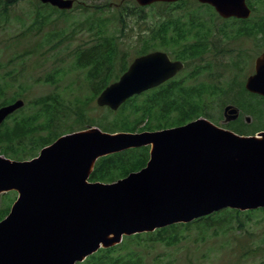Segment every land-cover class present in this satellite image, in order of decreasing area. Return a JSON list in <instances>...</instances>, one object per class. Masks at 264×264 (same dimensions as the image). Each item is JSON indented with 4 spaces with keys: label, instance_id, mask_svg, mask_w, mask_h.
<instances>
[{
    "label": "water",
    "instance_id": "95a60500",
    "mask_svg": "<svg viewBox=\"0 0 264 264\" xmlns=\"http://www.w3.org/2000/svg\"><path fill=\"white\" fill-rule=\"evenodd\" d=\"M71 8L74 0H41ZM179 0H137L142 6ZM223 17L248 18L247 0H199ZM185 63L162 50L136 56L97 97L116 110L135 94L156 87ZM264 96V53L246 82ZM25 104L0 107V124ZM233 117L237 110L228 106ZM151 146L145 167L114 182H91L97 160ZM17 190L0 221V264H77L124 235L187 223L224 208L264 207V130L240 134L205 117L159 130L104 131L97 126L63 134L38 156L0 154V195Z\"/></svg>",
    "mask_w": 264,
    "mask_h": 264
},
{
    "label": "rangeland",
    "instance_id": "374dc122",
    "mask_svg": "<svg viewBox=\"0 0 264 264\" xmlns=\"http://www.w3.org/2000/svg\"><path fill=\"white\" fill-rule=\"evenodd\" d=\"M249 3L254 7L253 13L243 21L224 18L198 0H186L182 7L162 2L143 7L132 0H78L69 10L42 6L37 0H16L0 17V85L5 90L0 95V106L10 98H23L25 104L1 124V131L5 133L8 125L16 126L19 119L39 111L31 101L43 96L59 99L60 135L90 125L106 131L123 130L112 126L120 124L123 117L131 125L136 124L139 117L133 106L123 109V104L117 110L99 106L96 89L103 84L101 77L95 83L90 69L77 66V54L107 36L117 38L118 57L113 77L106 86L121 76L145 50V40L153 37L150 42L156 48L152 50L161 49L172 58L189 61L175 79L182 80L179 85L189 88V92L201 91L195 96L198 108L193 118L206 117L235 132L241 131L237 127L243 128L247 135L264 129V98H257L245 89L254 66V52L264 50V31L256 28L257 24H264V0ZM164 23L167 30L158 32ZM98 30L104 33L97 34ZM257 39H262L259 47H255ZM153 92L135 95L132 102L140 106ZM228 106L243 110L242 121H234ZM78 113H83L84 118ZM171 115L176 119L178 113ZM159 121L151 116L140 121L135 131L154 130L147 127ZM25 143L30 144L29 139ZM4 144L0 143V149ZM36 151L39 154L40 150ZM16 196V191L7 193L5 199H0V207L12 204ZM239 218L245 222L243 226L234 223L228 230L218 228L206 236L197 228L185 232L182 229L180 240L168 243L144 238L137 243V239L130 243V248L140 250L145 264H230L236 260L230 250L238 234L254 237L255 242L264 237L263 210L242 211ZM260 258H252L253 262L246 264H255Z\"/></svg>",
    "mask_w": 264,
    "mask_h": 264
},
{
    "label": "trees",
    "instance_id": "16d2710c",
    "mask_svg": "<svg viewBox=\"0 0 264 264\" xmlns=\"http://www.w3.org/2000/svg\"><path fill=\"white\" fill-rule=\"evenodd\" d=\"M14 2L16 3V0H0V17H3L6 12L10 10ZM184 2H186V0L164 4L170 5V7L178 5L182 7ZM165 30H167V27L164 23L158 32H164ZM100 33H104V31L98 30L97 34ZM152 38L150 41L153 40ZM148 41L149 40H145V50L140 54L156 48L150 41L151 46H149ZM117 47V38L107 36L103 37V39L94 46L84 49L77 54V66L90 69V77L94 79L93 81L95 83L99 77H101L103 81V84L96 89V95L106 87V84L113 77V73L115 72L114 64L118 57ZM124 62L125 63L122 64L123 67L126 65V61ZM193 75L194 73L191 74L190 77ZM181 82L182 80H176L174 78L158 88H155L153 94L149 95L150 98L145 100L140 106L132 102L136 99L135 96L128 99L122 106L123 109H126L128 106H133V110L137 111L136 114L139 119L136 124L131 125V121L129 122L127 118L123 117L121 118L120 124L112 126L114 128L120 126V128L116 129L135 131L140 121L155 116L160 119V121L155 125H149L147 128L156 130L185 124L196 119V117L193 118V114L196 113V108H198V104L195 102V96H199L201 91L195 92L191 89L192 92H189V88L179 85ZM4 93V87L0 85V95ZM15 99L16 98L5 99L1 105L10 103ZM31 103L34 104L39 111L37 110L34 115L19 119L16 126L8 125L5 133L1 131L0 128V143H5V146L1 147L0 152L9 157L13 156L15 157L14 159L32 158L37 155V149L41 150V148L52 143L60 136L59 131H57V128L61 124L58 123V120L61 118L59 112L60 108H58L60 106L59 99H57L56 96H43L31 101ZM155 111L157 113H155ZM173 112L178 113L176 119H172L173 116L171 114ZM78 116L84 118L83 113H78ZM16 119L17 118L14 120ZM26 139H29L30 144L25 143ZM149 157L150 146L131 148L103 156L96 162L90 180L113 182L144 167ZM5 196L6 194L2 195V200L5 199ZM10 207L11 204L6 206L5 204L1 205L0 220L9 213ZM259 210L264 211V208H259ZM252 211L254 210H248L247 212ZM241 213V210L226 208L189 223H177L157 229L154 232L125 236L120 244L110 248H101L78 264H145L141 252H139L140 250L130 248V243H133L137 239V243H140L144 238L152 240L163 239L171 243L181 239L183 236V234H181L182 229V232H185L191 231L193 228L199 229L200 234L206 236L213 230L216 232L218 228L224 231L228 230L234 223L243 226L245 222L239 218ZM234 215L236 218L230 219V217ZM230 253L236 258V260L230 264H246L248 262H253L252 258L256 257L261 258L255 264H264V237L260 242H255L254 237L249 235L246 236V234H241L239 237L238 234L232 243Z\"/></svg>",
    "mask_w": 264,
    "mask_h": 264
},
{
    "label": "flooded vegetation",
    "instance_id": "af4514ba",
    "mask_svg": "<svg viewBox=\"0 0 264 264\" xmlns=\"http://www.w3.org/2000/svg\"><path fill=\"white\" fill-rule=\"evenodd\" d=\"M77 2H78V0H75V4H77ZM250 18V17H249ZM261 25L262 26H259V24H257V29H260L261 30V33H262V31H264V24L263 23H261ZM262 39H257L256 41V45H255V47H259L260 46V44L259 43H262V41H261ZM259 42V43H258ZM249 46H253V45H249ZM249 46H248V48H249ZM248 48H246V49H248ZM251 51H253V49H251ZM257 52H259V53H257ZM248 53H249V50H248ZM255 53V56H254V60H253V63H254V66H253V69H251L250 70V74L248 75V77H247V80H248V78H249V76H251V75H253L255 72H256V63H257V60H258V58L260 57V55L262 54V53H264V50L261 52V50H258V51H256V52H254ZM170 54V53H169ZM249 56H250V53H249ZM172 57V56H171ZM173 59H178V58H176V57H174ZM247 80H246V82H247ZM246 82H245V89H246V91L247 92H249L250 94H254V95H256V97L257 98H260L261 99V97L262 98H264L261 94H258V93H255V92H252V91H249L247 88H246ZM259 107V106H258ZM235 108H237L236 110H237V114H236V117H234L235 118V120L234 121H242L241 120V116H240V113H242L243 112V110L241 109V112H240V109L238 108V107H235ZM241 108V107H240ZM239 113V114H238ZM233 114H235V113H233ZM233 114H231V116L233 117L234 115ZM236 125H238L237 123H236ZM237 129L238 130H241L239 133H243V134H246L247 132H245V130L242 128H238L237 127ZM261 130H263V129H261ZM261 130H258V131H255V132H252V133H256V132H259V131H261Z\"/></svg>",
    "mask_w": 264,
    "mask_h": 264
}]
</instances>
